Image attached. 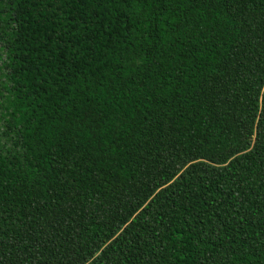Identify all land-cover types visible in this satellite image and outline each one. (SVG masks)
<instances>
[{"label":"trees","instance_id":"trees-1","mask_svg":"<svg viewBox=\"0 0 264 264\" xmlns=\"http://www.w3.org/2000/svg\"><path fill=\"white\" fill-rule=\"evenodd\" d=\"M3 264H264V0H0Z\"/></svg>","mask_w":264,"mask_h":264},{"label":"snow or ice","instance_id":"snow-or-ice-1","mask_svg":"<svg viewBox=\"0 0 264 264\" xmlns=\"http://www.w3.org/2000/svg\"><path fill=\"white\" fill-rule=\"evenodd\" d=\"M0 264H3V262H2V261H0Z\"/></svg>","mask_w":264,"mask_h":264}]
</instances>
